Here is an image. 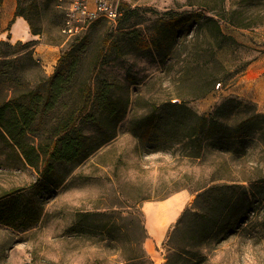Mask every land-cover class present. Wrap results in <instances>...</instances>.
I'll return each mask as SVG.
<instances>
[{
    "label": "trees",
    "instance_id": "16d2710c",
    "mask_svg": "<svg viewBox=\"0 0 264 264\" xmlns=\"http://www.w3.org/2000/svg\"><path fill=\"white\" fill-rule=\"evenodd\" d=\"M17 1L16 16L24 17L34 34L42 33L25 13L23 0ZM148 10L128 6L125 20H142L141 12ZM142 23L138 20L132 26L119 27L117 33L106 30L102 41L95 40L92 33L76 35L61 50L51 76L34 57L33 42L13 45L0 41V143L37 170L39 185L35 189H54L117 136L119 124L133 108L131 132L141 143L146 144L155 131L168 142L161 146L180 144L189 148L188 158H201L210 147H218L223 154L210 164L214 167L222 160L225 174L208 175L207 185L200 188L195 202L197 211L186 210L177 228L194 218L205 226L203 234L207 238L213 233L231 235L249 226L264 229L261 221L264 170L252 179L249 175H238L233 169V161L247 153L246 140L252 134L260 135L264 149V113L257 104L236 97L225 99L210 115L199 114L188 104L208 96L226 78L221 75L225 67L216 53L237 41L223 27L242 30L263 27L264 0H233L230 4L227 0H207L197 9L159 19L151 40L133 28ZM189 24H196L197 39L202 36V41L194 44L182 39V27ZM145 50H152L167 73L175 71V77L167 87V99H149L152 101L149 102L145 96L137 95L132 103L130 88L138 84V79L129 73L124 81L101 76V59L110 51L122 58L131 51ZM202 55H207L206 63L192 61L194 56ZM171 57L175 62L167 63ZM142 100L147 104L139 105ZM18 192L13 191L0 200L10 196L18 200L22 194ZM35 210L30 200L24 202L21 215L24 226L40 219V214L33 215ZM142 238H146L144 229ZM129 260L132 264H154L143 250Z\"/></svg>",
    "mask_w": 264,
    "mask_h": 264
},
{
    "label": "rangeland",
    "instance_id": "374dc122",
    "mask_svg": "<svg viewBox=\"0 0 264 264\" xmlns=\"http://www.w3.org/2000/svg\"><path fill=\"white\" fill-rule=\"evenodd\" d=\"M232 1L227 0V3ZM206 2L120 0L122 15L117 24L101 19L77 36L92 33L95 40L102 41L106 30L117 33L119 27L132 26L139 20L143 23L133 28L141 30L145 39L151 40L159 19L197 9ZM128 6L156 13L141 12L142 20L133 18L127 22L124 12ZM22 7L34 26L45 32L44 40L62 44V51L76 37L62 32L64 14L57 8L56 0H23ZM223 29L237 43L216 53L225 67L221 75L226 78L208 96L188 103L199 114L210 115L230 97L248 102L235 94L237 72L264 53V26L254 30L228 26ZM198 34L196 24L182 27V39L188 43L202 41V36L197 39ZM153 53L152 50L131 51L118 58L110 51L101 59V76L120 81H124L128 73L136 77L138 84L130 88L132 103L137 95L148 100L167 99V87L173 82L175 71L167 73ZM192 61L206 63L208 57L194 56ZM174 62L173 57L167 61ZM146 104L143 100L139 102V105ZM132 109L119 124L117 136L77 166L66 181L54 189H35L39 185L37 170L0 143V198L13 191L22 193L18 200H13L12 196L0 200V264H132L129 259L142 250L154 264H264V229L261 227L249 226L227 236L213 233L208 238L203 234L205 226L194 218L177 228L186 210L197 211L195 202L200 188L207 185L208 175L225 174L222 160L214 167L210 164L223 154L218 147H210L201 158H188L189 148L180 144L163 147L161 145L168 142L155 131L143 144L131 132ZM259 139V134L247 138V153L233 161L238 175L255 179L259 171L264 170V149ZM170 197H182L179 214L163 238H153L147 229V210ZM28 200L36 209L33 215L40 214V219L24 226L22 207ZM143 229L146 238H142Z\"/></svg>",
    "mask_w": 264,
    "mask_h": 264
},
{
    "label": "crops",
    "instance_id": "0c3cea01",
    "mask_svg": "<svg viewBox=\"0 0 264 264\" xmlns=\"http://www.w3.org/2000/svg\"><path fill=\"white\" fill-rule=\"evenodd\" d=\"M17 8V0L0 2V41L11 44L33 42L34 57L41 62L46 74L51 76L63 45L45 41V32L34 34L29 22L22 16H16ZM234 90L236 96L257 104L259 111L264 113V53L255 57L239 75ZM180 201L182 197H170L148 208L147 229L153 238L164 237L166 229L179 214Z\"/></svg>",
    "mask_w": 264,
    "mask_h": 264
},
{
    "label": "built area",
    "instance_id": "2783aa9c",
    "mask_svg": "<svg viewBox=\"0 0 264 264\" xmlns=\"http://www.w3.org/2000/svg\"><path fill=\"white\" fill-rule=\"evenodd\" d=\"M64 14L62 32L76 36L101 19L117 24L122 10L120 0H56Z\"/></svg>",
    "mask_w": 264,
    "mask_h": 264
}]
</instances>
